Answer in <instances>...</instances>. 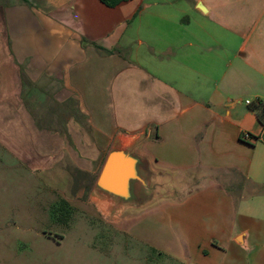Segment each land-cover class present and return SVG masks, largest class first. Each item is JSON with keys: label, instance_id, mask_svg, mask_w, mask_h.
Returning a JSON list of instances; mask_svg holds the SVG:
<instances>
[{"label": "crops", "instance_id": "crops-1", "mask_svg": "<svg viewBox=\"0 0 264 264\" xmlns=\"http://www.w3.org/2000/svg\"><path fill=\"white\" fill-rule=\"evenodd\" d=\"M260 104L264 0H0V180L26 171L50 208L113 224L155 212L198 260L264 264ZM117 140L178 173L181 198L111 215L91 192Z\"/></svg>", "mask_w": 264, "mask_h": 264}, {"label": "rangeland", "instance_id": "rangeland-1", "mask_svg": "<svg viewBox=\"0 0 264 264\" xmlns=\"http://www.w3.org/2000/svg\"><path fill=\"white\" fill-rule=\"evenodd\" d=\"M180 6L177 4V8ZM138 27H133L134 33ZM152 27L160 28L157 22ZM154 28L151 30H159ZM141 36V40L147 39L142 32ZM1 173L4 172L0 165ZM15 175L20 179L0 180V264H224L223 257L198 260L194 253L188 255L182 244L184 234L175 228L166 232L160 221H151L149 216L155 212L120 224L107 221L93 207L76 203L74 212L65 213L59 206L49 207L53 200L49 196L37 200L30 191L36 183L25 177L26 171L18 168ZM54 176L55 187L67 188L64 172L57 171ZM47 183L53 187L50 181ZM127 231H131V236ZM137 238L153 241L156 251ZM161 242L178 252L177 257L163 253Z\"/></svg>", "mask_w": 264, "mask_h": 264}, {"label": "water", "instance_id": "water-1", "mask_svg": "<svg viewBox=\"0 0 264 264\" xmlns=\"http://www.w3.org/2000/svg\"><path fill=\"white\" fill-rule=\"evenodd\" d=\"M185 187L178 173L155 166L139 143L117 140L110 149L91 195L111 215L139 212L160 200H177Z\"/></svg>", "mask_w": 264, "mask_h": 264}, {"label": "trees", "instance_id": "trees-1", "mask_svg": "<svg viewBox=\"0 0 264 264\" xmlns=\"http://www.w3.org/2000/svg\"><path fill=\"white\" fill-rule=\"evenodd\" d=\"M99 1L108 8H115L120 4L129 2L131 0H99ZM83 43L85 42L83 41ZM256 110H257V116L260 122L262 123V125L264 126V105L260 104L259 106H257Z\"/></svg>", "mask_w": 264, "mask_h": 264}, {"label": "built area", "instance_id": "built-area-1", "mask_svg": "<svg viewBox=\"0 0 264 264\" xmlns=\"http://www.w3.org/2000/svg\"><path fill=\"white\" fill-rule=\"evenodd\" d=\"M247 104H250V101H247ZM243 138L249 139V138H251V135L250 134H244Z\"/></svg>", "mask_w": 264, "mask_h": 264}]
</instances>
